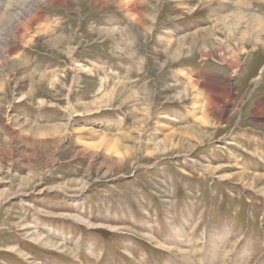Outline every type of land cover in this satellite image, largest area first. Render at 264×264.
Masks as SVG:
<instances>
[{
    "label": "rangeland",
    "instance_id": "1",
    "mask_svg": "<svg viewBox=\"0 0 264 264\" xmlns=\"http://www.w3.org/2000/svg\"><path fill=\"white\" fill-rule=\"evenodd\" d=\"M7 1L0 264H264V1Z\"/></svg>",
    "mask_w": 264,
    "mask_h": 264
},
{
    "label": "bare ground",
    "instance_id": "2",
    "mask_svg": "<svg viewBox=\"0 0 264 264\" xmlns=\"http://www.w3.org/2000/svg\"><path fill=\"white\" fill-rule=\"evenodd\" d=\"M5 1V0H4ZM8 1H11V0H8ZM8 1H7V3H8ZM19 1V2H18ZM30 2V0H17V2L19 3V5H20V9H19V11H17L16 13H15V15H13L12 17L13 18H15V19H13V20H15V21H17V24H12V27L10 28V29H8V30H4V32L6 31H8V33H4L5 35L6 34H8V35H10V34H13L14 36L17 34V35H20V36H23L22 35V33L23 32H21L20 30L22 29L23 31L25 30V27H26V25H24V21H22L23 23H21V22H18L19 21V19L20 18H22V17H24V16H27L26 14H29L30 12L31 13H33L32 11H31V9H34V8H31L30 7V5L32 4H30L29 5V2ZM157 1V0H156ZM206 1H210V0H206ZM257 1H264V0H257ZM17 2H15L16 3V5H17ZM2 4V0H0V5ZM9 4V3H8ZM8 4H6V6L5 7H7V5ZM13 4H9V6H12ZM15 5V4H14ZM16 5H15V7H16ZM18 5V6H19ZM4 7V8H5ZM0 8H1V6H0ZM11 8V7H10ZM13 8V7H12ZM130 8H132V7H130ZM2 9V8H1ZM7 9V8H6ZM15 9V8H14ZM16 9H17V7H16ZM8 10V9H7ZM35 10V9H34ZM11 11V10H10ZM13 11V10H12ZM5 12H7V11H3L2 13H5ZM11 13V12H10ZM134 13H135V16H136V18L140 21V23L142 22V12L140 11V12H137V11H135V9H134ZM8 14H9V12H8ZM34 14V13H33ZM11 15V14H10ZM32 15V14H31ZM35 15H36V13H35ZM251 16L249 15L248 17H247V19H249ZM253 18H256V19H258L255 15H253L252 16ZM7 19H9L8 17H6ZM7 19H6V21H7ZM10 19H11V17H10ZM23 19H25V17L23 18ZM22 19V20H23ZM1 20V19H0ZM2 20H3V18H2ZM12 19H11V21L10 20H8L7 21V23L10 21V23L13 21ZM4 22V21H3ZM6 23V24H7ZM13 23V22H12ZM231 23H232V21H231ZM249 23V22H248ZM5 24V23H4ZM3 24V25H4ZM6 24H5V26H6ZM27 24V23H26ZM225 24V23H224ZM233 24V23H232ZM8 25V24H7ZM10 25V24H9ZM2 27H4V26H2ZM7 27V26H6ZM16 27V28H15ZM234 27V26H233ZM1 28V27H0ZM5 28V27H4ZM3 28V29H4ZM9 28V27H8ZM236 28V27H235ZM7 29V28H6ZM207 29V28H206ZM233 30H234V28H233ZM210 31V30H209ZM235 31V30H234ZM1 32H3L2 30H1ZM10 33V34H9ZM193 33H195V32H193ZM1 37L3 38V42L2 43H0L1 45H0V50L2 51V52H6V48H7V46H6V36H5V38H4V36H3V34L1 35ZM1 38V39H2ZM8 38H10V37H8ZM17 38V37H16ZM15 38V39H16ZM18 38H19V36H18ZM21 40V39H20ZM1 42V41H0ZM17 42V41H16ZM15 43V42H14ZM7 44H9V43H7ZM238 45V44H237ZM6 46V47H5ZM9 49V48H8ZM69 50V49H68ZM71 50L73 51V47H71L70 48V50H69V54H70V52H71ZM9 51V50H8ZM219 52V51H218ZM235 58H233V61H231L230 63H229V66L232 68L231 70L233 71V73H235L238 69H239V65H238V63H236L237 61H236V55L235 54H232ZM261 60V59H260ZM80 68H78V66L75 64V72L77 73L78 72V70H79ZM259 75H256V77H254L253 79H252V81H257L258 79H259ZM220 82H218V85H216L217 87H216V92L218 93V94H221V93H224L225 94V97H226V100H225V102L221 105V107H220V109L217 111V113H215V115H216V121H215V126H216V122H217V119H218V117L219 116H221L225 111H227V108L225 107L226 106V102H228L229 104L231 103L230 102V100H231V98L230 99H228V95L231 93L230 92V85H229V83H228V81L226 82V83H223V81L222 80H220V79H218ZM209 81V80H208ZM192 82H194L193 83V85H196V82L197 81H192ZM199 82V81H198ZM210 82V81H209ZM198 84V83H197ZM225 86H226V89H225ZM250 86V85H249ZM211 88H212V86H211ZM215 92V93H216ZM214 93V94H215ZM210 94H211V92H210ZM214 94H213V96H214ZM209 96H211V95H209ZM215 97V96H214ZM219 97V96H218ZM213 98V97H212ZM211 98V100H208L207 101V103H208V106H210L211 108L214 106V103H213V99ZM228 100V101H227ZM240 102H241V100L239 101V104H240ZM206 103V102H205ZM206 103V104H207ZM204 105V104H203ZM205 106V105H204ZM206 107V106H205ZM201 108H203V107H201ZM205 109V108H204ZM203 111V110H202ZM206 113V112H205ZM150 114H151V109L149 108V110H148V112H147V114H146V122H147V120H148V117L150 116ZM202 117V116H201ZM203 119V118H202ZM203 121V120H202ZM146 122H144V125L146 124ZM202 123V122H201ZM207 124V123H206ZM204 125V124H203ZM206 126V125H205ZM214 126V127H215ZM209 127V126H208ZM65 128H66V124H64V126H62L61 125V128H60V131H61V134H62V136H63V133H64V131H65ZM5 129H6V127H5ZM142 130V129H141ZM141 130H140V132H141ZM9 133L12 135L13 134V131L10 129L9 130ZM14 137H15V135H14ZM200 136H198V138H199ZM61 140V139H60ZM60 140H58V141H56L55 142V145H54V147L60 142ZM198 140V139H197ZM138 141V140H137ZM145 146V145H144ZM54 147H53V149H54ZM146 147V146H145ZM156 149V148H155ZM154 149V150H155ZM120 149H115L114 150V152H115V158H114V160H116L117 162H119L120 164H124V163H126L127 161H128V159H130L131 157H132V159L134 158V156L136 155V147H135V150H134V147H133V149L131 150V152L129 153V151L127 150V148L125 147L124 149H123V151H119ZM246 175V174H245ZM262 176V175H261ZM255 177V176H254ZM264 177V176H263ZM257 178V177H256Z\"/></svg>",
    "mask_w": 264,
    "mask_h": 264
}]
</instances>
